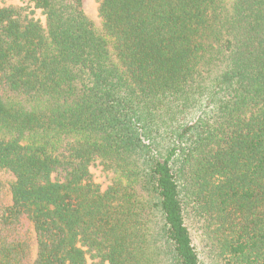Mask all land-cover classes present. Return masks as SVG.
Segmentation results:
<instances>
[{"label": "trees", "instance_id": "16d2710c", "mask_svg": "<svg viewBox=\"0 0 264 264\" xmlns=\"http://www.w3.org/2000/svg\"><path fill=\"white\" fill-rule=\"evenodd\" d=\"M29 1L0 3V264H264V0Z\"/></svg>", "mask_w": 264, "mask_h": 264}, {"label": "rangeland", "instance_id": "374dc122", "mask_svg": "<svg viewBox=\"0 0 264 264\" xmlns=\"http://www.w3.org/2000/svg\"><path fill=\"white\" fill-rule=\"evenodd\" d=\"M84 2V8L86 13L94 20L98 21L99 18V0H83ZM0 3L2 5H19V6H26L28 7L29 10L34 11V15L36 18L41 19L42 21H44L45 17L42 14L41 10L38 9H34L33 4L30 3L29 0H0ZM95 172V178L97 182L102 183L103 187L106 186L107 182H106V177L104 175V173L96 168L94 169ZM11 178V176H6ZM89 264H91V260H89Z\"/></svg>", "mask_w": 264, "mask_h": 264}]
</instances>
